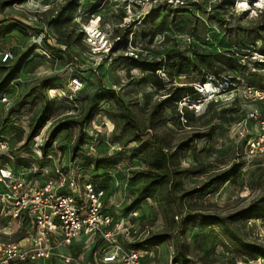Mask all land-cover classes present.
I'll return each mask as SVG.
<instances>
[{"label": "rangeland", "instance_id": "rangeland-1", "mask_svg": "<svg viewBox=\"0 0 264 264\" xmlns=\"http://www.w3.org/2000/svg\"><path fill=\"white\" fill-rule=\"evenodd\" d=\"M12 23L18 28L0 33V52H14L5 61L0 54V78L16 69L12 81L19 93L0 105V119L21 163L36 161L50 173L73 169L82 180L95 181L121 243H143V264H264V0H0V31ZM89 26L102 34L90 37ZM142 27L156 34L136 36ZM121 32L127 38L119 39ZM194 46L205 65L173 78L163 69L147 76L122 57L161 58L176 51L193 58ZM236 61L246 65L244 75H237ZM73 77L82 89L71 88ZM173 84L203 93L196 100L186 94L178 111L166 110L164 126L145 129L152 105ZM104 87L115 98L82 124L89 97ZM43 105L48 109L39 133L16 142ZM120 113L133 117L139 139L130 140ZM188 137L190 147L178 150ZM142 143L178 150L179 167L188 169L183 189L207 186L183 197L169 188L176 201L166 188L146 196ZM97 159L108 166L96 169ZM221 173L226 176L218 178ZM32 176L40 182L46 174ZM28 232L27 223L0 210V243L27 240ZM62 248L69 261L35 264H105L99 241Z\"/></svg>", "mask_w": 264, "mask_h": 264}, {"label": "built area", "instance_id": "built-area-1", "mask_svg": "<svg viewBox=\"0 0 264 264\" xmlns=\"http://www.w3.org/2000/svg\"><path fill=\"white\" fill-rule=\"evenodd\" d=\"M101 34L98 26L88 31L90 37ZM102 38L99 42L106 39L104 34ZM13 53L10 48L0 52L4 61ZM70 83L74 91L82 89L80 78L73 77ZM18 93L19 86L12 81L10 90L0 95V105L10 103ZM14 125L19 124L16 121ZM13 145L0 132V205L3 215L21 224L30 223L27 240L0 243V264H34L57 257L69 261L62 247L87 241H99L105 264H143V250L127 248L118 239L120 227L104 207L102 192L93 181L82 180L73 169L54 167L50 173L36 161L21 163ZM38 171L46 174L45 180H34L32 174Z\"/></svg>", "mask_w": 264, "mask_h": 264}, {"label": "trees", "instance_id": "trees-1", "mask_svg": "<svg viewBox=\"0 0 264 264\" xmlns=\"http://www.w3.org/2000/svg\"><path fill=\"white\" fill-rule=\"evenodd\" d=\"M19 23H12L11 25H2V29L0 33H7L9 31H12L15 28H18ZM118 30V29H117ZM136 36L139 34L141 38L144 40L151 39L156 34V31H151L149 28L142 27L139 31V33H134ZM121 39L127 38V34L121 32L117 34ZM231 50V49H226ZM261 53H264V50H261ZM193 58H190L189 56H186L185 54H181L179 52H170L164 57L158 58L155 56H148V55H140L137 54L135 56V53L129 55L126 54L125 56L122 55L124 59L127 60L130 64H132L133 67L140 69L143 71L147 76H154L155 73L158 72V70L163 69L166 71L170 76L173 78L175 76H180L182 74H189L190 72L196 70L197 65H205V61L203 59L204 53H202V50H199L196 46L193 48ZM236 65H238V71L237 75H244L246 65L242 64L241 62L236 61ZM15 70H11L8 73L5 74L2 78H0V95H2L5 92H8L11 87V82L15 75ZM206 79H201L199 83L201 86L205 84ZM190 88L187 85H178L173 84L168 88V92L164 94L163 97L157 100L155 102L148 114V121L145 124V129H155V127L160 125H165L167 123V118L165 115V112L167 109L173 108L175 111H178L177 104L186 94H192L193 97L190 100H196L199 98L201 92L199 89L195 91H188ZM115 98V93L111 88H101L100 90H97L89 97V100L86 103L84 113L82 116V119L80 122L82 124L87 123L91 121L93 116L98 113L102 109V104L104 101H109ZM213 100L209 101L212 102ZM47 106L43 105L40 107L39 111L37 112L36 122L33 124L30 128L29 133L21 130V134L19 136L17 135L18 130L14 129L17 128V126H13V129L15 131L16 136V142L24 140V143H27L28 140L33 138L34 135H37L39 133V130L44 125L45 113L47 110ZM178 115H180V112H177ZM36 116V115H35ZM35 116L33 117V120L35 119ZM120 117L124 118V124L125 127L130 128L133 137H131L130 140H136L139 139L138 134L135 133L136 124L133 121V117L130 115V113H120ZM40 118H42L43 122L41 123ZM3 119H0V132L5 131V128L3 126V122L1 121ZM55 132L49 137V141L46 143V145H43V148L45 149L46 146L53 141ZM190 138L182 140V145L179 147L178 150H185L190 147L189 143ZM78 150V145H74V151ZM178 150H174L172 148H163L159 145H156V143H142L140 145L139 152H143V162L144 165L142 169L140 170V174L143 177V183L142 187L143 190H145L146 196H152L156 197L153 193L152 189L159 188V189H176L177 191H182V197L193 194L195 192H198L202 189H204L208 183H203L200 186L193 187L191 189H183V185H181L180 180L183 178L184 174L187 173L188 169H182L179 167L177 163V153ZM94 166L96 169L107 167V163L104 159H97L94 161ZM218 178H224L226 176L225 173H221L220 175H217ZM215 178L211 177L210 181ZM217 178V177H216ZM90 180V179H89ZM179 180V181H178ZM92 181V180H91ZM95 184L96 182L93 181ZM181 185V186H180ZM179 186V187H178ZM168 191V195L171 196V198L176 201V197L174 195V191L170 190ZM0 210H2V206L0 205ZM28 225L30 222L25 221ZM148 243V242H147ZM139 244H143L140 242ZM138 244L135 248H140L141 246ZM259 255H262L259 254ZM264 256V255H263ZM54 258L50 259L51 261ZM175 261H179V257H175ZM35 264V263H34ZM190 264V263H187Z\"/></svg>", "mask_w": 264, "mask_h": 264}, {"label": "bare ground", "instance_id": "bare-ground-1", "mask_svg": "<svg viewBox=\"0 0 264 264\" xmlns=\"http://www.w3.org/2000/svg\"><path fill=\"white\" fill-rule=\"evenodd\" d=\"M88 28L90 29V31H94V28H95V27H93V26H89Z\"/></svg>", "mask_w": 264, "mask_h": 264}]
</instances>
